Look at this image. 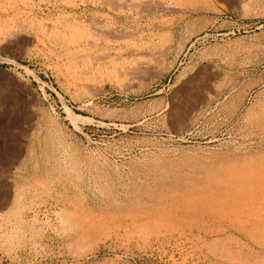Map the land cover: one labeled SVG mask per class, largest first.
Instances as JSON below:
<instances>
[{"label":"rangeland","instance_id":"1","mask_svg":"<svg viewBox=\"0 0 264 264\" xmlns=\"http://www.w3.org/2000/svg\"><path fill=\"white\" fill-rule=\"evenodd\" d=\"M159 1L0 0V264H264V0Z\"/></svg>","mask_w":264,"mask_h":264},{"label":"bare ground","instance_id":"2","mask_svg":"<svg viewBox=\"0 0 264 264\" xmlns=\"http://www.w3.org/2000/svg\"><path fill=\"white\" fill-rule=\"evenodd\" d=\"M122 2H119V0H100V2H101V4L102 5H104V6H110V7H113V8H120V7H123L122 5L123 4H125L126 5V3H128L129 5H132L133 6V8L135 9V10H137V9H140V10H144V9H147V8H156V9H163V10H165V9H168V6L167 5H165V4H163L161 1H159V0H127V1H125V0H121ZM99 2V1H98ZM127 6V5H126ZM131 7V6H130ZM132 8V9H133ZM120 9H122V8H120ZM123 9H125V8H123ZM122 9V10H123ZM174 9V8H173ZM125 11V10H124ZM138 11V10H137ZM140 12V11H139ZM163 12V11H162ZM172 12V11H171ZM166 13V12H165ZM96 22V21H95ZM99 22V21H98ZM92 23V22H91ZM33 25V24H32ZM96 25V28H99V27H101V25H98L99 27H97V24H95ZM94 25V26H95ZM72 26V25H71ZM93 26V27H94ZM92 27V28H93ZM114 28V27H113ZM100 29V28H99ZM110 29H112V28H110ZM109 29V30H110ZM102 30V29H101ZM103 32H105V30H108V28L107 29H104L103 28ZM116 30V29H115ZM61 31V30H60ZM100 31V30H99ZM98 31V32H99ZM58 32V31H57ZM102 32V33H103ZM109 32V31H108ZM55 33H56V31H55ZM93 33V32H92ZM95 33V32H94ZM97 33V32H96ZM101 33V34H102ZM106 33V32H105ZM110 33L111 34H113V35H116V36H118L117 35V32H115V31H110ZM100 34V32H99V36L101 35ZM56 35V34H55ZM85 35V34H84ZM96 35V34H95ZM94 35V36H95ZM98 35V34H97ZM110 35V34H109ZM63 36V35H62ZM80 36H82V35H80ZM99 36L97 37V38H99ZM104 36V35H103ZM107 36V35H106ZM129 36V35H128ZM54 37V36H53ZM58 37V36H57ZM56 37V38H57ZM60 37V36H59ZM83 37V36H82ZM101 37V36H100ZM108 37V36H107ZM106 37V38H107ZM65 38V37H64ZM102 38V37H101ZM131 38V37H130ZM57 39H59V38H57ZM87 39V38H86ZM129 39V38H128ZM54 41V40H53ZM92 41V40H91ZM72 44H74V43H72ZM138 61V60H137ZM141 63V62H140ZM132 71V70H131ZM138 73V72H137ZM119 121V120H118ZM74 122V121H73ZM111 123L112 124H115V125H117V124H119L120 125V127L123 129H128V128H130V127H132V126H136V125H139V124H141L142 122L140 121V120H138V119H135L134 118V120H130L128 123H118L115 119L114 120H112L111 121ZM154 125V124H153ZM123 129V130H124ZM128 131V130H127ZM139 144V143H138ZM137 145V144H136ZM142 146V145H141ZM149 146V145H148ZM138 147H139V145H138ZM142 148V147H141ZM139 149V148H138ZM232 170V169H231ZM231 170H226V167L225 168H222L221 169V172H229V173H232V171ZM231 171V172H230ZM220 172V175L222 174ZM32 182V181H31ZM245 182H248V181H244V180H242V179H238V178H232V180H226V179H222V180H220L219 182L217 181V183L219 184V186H217L218 188H217V191L219 192V193H224V194H226L225 196H227V198H230L232 201H234V200H237V201H240V202H242L243 204H248V203H252V202H259V201H261V202H264V185L263 186H259V187H257V189H243L244 187H245ZM259 183V182H258ZM31 184V183H30ZM37 184H39V183H37ZM33 185H35V183L33 184ZM43 185V184H42ZM222 185L225 187V189H222ZM231 185H233L231 188H233L232 190H233V195H232V193L230 192V186ZM39 186H40V184H39ZM36 187V186H35ZM42 187V186H41ZM40 188V187H39ZM48 191V190H47ZM157 193L158 194H161L162 192L161 191H157ZM223 196V195H222ZM222 196H217V197H219V199H221V198H223ZM224 196V197H225ZM21 197V196H20ZM48 197V196H47ZM19 198V197H18ZM199 197H194V199H193V197H191V200L189 199V201L190 202H195V203H197V199H198ZM17 199V198H16ZM219 199H214L213 201L214 202H218L219 201ZM20 200V199H19ZM47 200H48V198H47ZM80 201V200H79ZM5 202V201H4ZM80 203V202H79ZM79 203H75V205L73 206V208H74V211H71V212H66V211H64V210H61V211H64L65 213L64 214H62V215H60V211L57 213L58 215H60V216H62V219H64L65 220V222H66V225L68 224L69 226H75L76 224H77V222H76V220H75V214L76 213H74V212H77V211H80L79 210V208L81 207L80 206V204ZM6 204H7V202H6ZM83 209V208H82ZM60 210V209H59ZM58 211V210H57ZM82 211V210H81ZM62 213V212H61ZM74 213V214H73ZM84 213V212H83ZM86 213V212H85ZM84 213V214H85ZM30 216V215H29ZM79 216V215H78ZM80 217V216H79ZM236 217H238V222L239 223H241L242 225H246V224H253V225H256L255 227H257V230L258 231H264V228L263 227H261L260 228V226H261V222L260 221H262V220H254L253 221V219H251L250 220V216L246 213V212H243L242 210H239V213H238V215H236ZM60 218V217H59ZM76 218H78V217H76ZM258 218V217H257ZM33 219H35V217L33 218ZM61 219V218H60ZM82 219V218H81ZM24 220V219H23ZM28 220H29V218H28ZM133 220V219H132ZM25 221V220H24ZM139 221V220H138ZM62 222V221H61ZM82 222V221H81ZM84 222V221H83ZM260 222V223H259ZM25 223V224H24ZM24 223H22V224H24V229H26V230H29V231H38V230H40V229H42L43 228V226H44V224L43 223H41V222H38L37 220L35 221V222H33V223H26V221L24 222ZM80 223V222H79ZM152 224V223H151ZM63 225H65V224H63ZM68 225H67V227H68ZM92 225L94 226L95 224H93L92 223ZM92 226V227H93ZM147 226V225H146ZM21 227H22V225H21ZM140 230L141 229H144V225H139V226H137ZM61 228V227H60ZM86 228H87V226H86ZM65 229V228H64ZM78 230V229H77ZM75 231V230H74ZM82 231V230H81ZM84 231V230H83ZM84 233V232H83ZM257 234V233H256ZM256 234H253L252 235V237L257 241V243H259V244H261V245H263L264 246V236H260V235H258V236H260V237H258ZM261 234V233H260ZM263 235V234H262ZM227 252V251H226ZM232 253V252H231ZM227 254V253H226ZM230 256V255H229ZM255 263V262H254ZM253 263V264H254ZM247 264V263H246Z\"/></svg>","mask_w":264,"mask_h":264}]
</instances>
